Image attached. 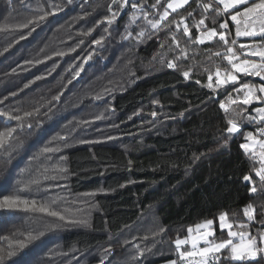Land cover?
<instances>
[{"label":"trees","instance_id":"obj_1","mask_svg":"<svg viewBox=\"0 0 264 264\" xmlns=\"http://www.w3.org/2000/svg\"><path fill=\"white\" fill-rule=\"evenodd\" d=\"M172 1L0 0V111L21 117L0 116V132L16 128L0 149V198L35 200L37 209L65 216L0 209V249L25 243L2 264H180L175 241L208 220L214 239L226 238L218 220L224 213L240 232L264 233V184L256 173L264 161L241 147L248 131L264 126L255 109L264 103L244 105L243 84L264 81L223 58L228 46L248 57L240 44L253 40L235 35L216 0H190L176 11L167 7ZM41 8L51 14L21 26ZM225 21L227 30L219 27ZM213 28L216 37L192 42ZM217 69L237 81L216 84ZM229 120L238 131H227ZM218 255L215 264H264V255Z\"/></svg>","mask_w":264,"mask_h":264},{"label":"snow or ice","instance_id":"obj_2","mask_svg":"<svg viewBox=\"0 0 264 264\" xmlns=\"http://www.w3.org/2000/svg\"><path fill=\"white\" fill-rule=\"evenodd\" d=\"M13 0H8L9 5H11ZM113 3H117V0H112ZM129 0H123V4H128ZM188 0H183V3H187ZM66 3L70 4L72 3V0H66ZM220 5L223 6L222 9H220ZM180 5H174L172 3H169L167 5L168 8H172L173 11H175L176 7H179ZM240 6H243L242 8ZM54 10H60L61 6L60 5H53L52 6ZM132 7H136V5L133 3ZM203 11H207L208 9L213 7V4L211 2L205 3L201 5ZM216 9H217V15H220L221 13H228L230 15V19L232 22L235 24V35L237 37L244 36V37H260L261 44H264V0H216ZM235 9L236 11L234 13L229 12V10ZM109 11H111V8H109ZM41 14L36 16L33 19L28 20L26 23L21 25L22 27H27L29 23H37L40 20L45 19V17L51 13L44 11L42 8L40 9ZM118 12H112L111 18H108V22L111 23L112 20L117 16ZM168 13L165 11L164 17L166 18ZM191 15V13H189ZM242 18L244 21V29L241 30L240 24H241V19ZM213 24L216 23V20L213 19ZM205 24L204 18L200 19L198 21L197 27L203 26ZM153 27H157V25H153ZM219 27L221 29L227 30L229 27V24L227 21L222 22L219 24ZM184 32L186 34L189 33L188 26H184ZM143 35V33H141ZM218 35L217 31L215 28L213 29H208L204 32H201L199 35V39L193 40V43L199 42L203 44L205 40H211L213 37H216ZM175 39V37H173ZM219 40L223 41L224 44L227 46L228 45V40L226 39V36L224 33H219ZM96 43H100L99 40L96 41ZM236 44V40L232 41V45ZM240 48L242 49H250L246 55L247 56H259L260 61L259 63L252 62L248 59L243 60L239 64L233 63V59H239L238 56H235V53L233 52V47L228 46L227 47V52L231 55H224L223 58L227 59L228 64L231 65L232 69L235 72L242 73L243 75L246 76H255L259 77L261 81H264V49H258V48H252L251 45L248 44H240ZM217 56H221V52H216L215 53ZM168 67H175L174 64L170 63L168 64ZM184 77L187 78L189 76V73L185 71L183 73ZM216 75L219 77L220 72L219 69H217ZM208 80L211 82L212 76L209 75ZM225 80H230L232 82L237 81V76L229 74L225 77ZM225 80H219L218 83L223 84ZM199 83V81H196ZM208 87H212L211 83L207 85ZM243 89H247V92L243 95L242 98V103L244 105H248L252 102L253 99H264V97H257L256 96V91L260 93H264V83L261 84H251V83H244L243 84ZM236 91H240V89H236ZM230 100L232 99L231 96L228 97ZM233 103H236L235 100L232 101ZM158 103V101H157ZM220 108L224 109L225 105L221 103ZM256 111L261 114L260 119L264 120V108H256ZM26 115H31V113H26ZM151 115L155 117L157 115L156 112H152ZM0 116L7 117L9 120H21L20 116H13L8 112H3L0 111ZM247 119H251V117H247ZM229 124H231V127L227 128V131L229 133L238 131L239 129L237 128L236 123H234L232 120L228 121ZM21 128L23 125H19ZM31 127V125H28ZM16 132V128L8 127L4 131L0 132V149H5V145L7 142L11 141L14 137L13 134ZM261 135H264V126L261 127L260 129ZM248 137H252V133L249 132ZM261 149H264V141H259ZM242 148L245 150L248 149L249 145L248 144H243L241 145ZM45 152L51 151L49 148L44 149ZM262 158H264V153H262ZM257 176H259L260 181L262 184H264V166L261 167V169L257 172ZM245 179H249V177H245ZM251 191L255 193L257 189L253 186L251 188ZM23 206V210L28 211V210H38L41 212L47 213V215L51 217H56L60 221L65 220V216L61 215L58 211L55 210H49L45 206H41L39 209L36 208V201L33 200L29 202L28 200H22L19 196H4L0 198V209H15L18 207ZM245 215L248 216L249 220L252 219V206L248 205L244 209ZM227 214H221L219 216V221H220V228L221 229H229L227 232L228 237H236L239 235L240 241L239 243H233L232 239H223L219 243H214L210 244L209 246L203 247V248H197V243L195 240H193L192 245H191V250L187 251H180V247L183 244H186L188 241L187 240H182V239H177L175 241L176 244V251L178 253V258L182 261L185 262V264H215L216 260H219V256L215 255L221 252L222 249H230L231 253V259L234 261H244L246 259H251L254 258L257 254V252H264V247H257V240L255 237H252L251 239H248V233L241 232L237 233L235 231H231L233 225L232 223H229L226 219ZM68 223H79V221H72L69 220ZM213 224L212 220L206 221L202 225H197V229L200 228H209ZM62 225H56V227H60ZM240 227H246L245 225L241 224ZM160 232L164 231L163 228L159 229ZM189 233L193 231V229L190 227L187 230ZM43 232L37 233L36 236H33L31 233H29L28 240H35L38 238V236H42ZM206 236H211L213 235L212 232H207L205 233ZM261 242L264 243V234H261L260 236ZM207 244L208 242L205 241ZM25 247V243L21 242L19 244V249H22ZM16 250H9L7 252H4L2 249H0V264L8 258H11L16 255ZM106 252H109L110 249H105ZM211 254V255H210ZM199 256L200 259L198 262H195L189 258ZM171 264H176V261L173 260L171 261Z\"/></svg>","mask_w":264,"mask_h":264},{"label":"rangeland","instance_id":"obj_3","mask_svg":"<svg viewBox=\"0 0 264 264\" xmlns=\"http://www.w3.org/2000/svg\"><path fill=\"white\" fill-rule=\"evenodd\" d=\"M172 4H174V5H180L179 7H176L175 8V11H176V9H178V8H180L181 6H183V5H185L186 3H183V0H173L172 2H171ZM241 8L243 7V6H240ZM169 10H171V11H173V9L172 8H169ZM231 10H233V9H231ZM230 11V10H229ZM236 11V10H235ZM234 11V12H235ZM233 12V13H234ZM238 19H241V24H240V27H241V30H243L244 29V27H245V25H244V21H243V19L242 18H238ZM243 38H246V37H244L243 36ZM252 38H258V36L257 37H252ZM244 44H248V45H251L252 46V48H258V49H264V44H261V42L260 41H257L256 39L255 40H253L251 43H244ZM242 50V52L246 55V53L250 50V49H241ZM233 52L236 54V51L233 49ZM231 55V54H230ZM244 57H246V56H244ZM249 58H250V61H252V62H256V63H259V61H260V57L259 56H257V57H252V56H248ZM254 58H256V60L254 59ZM241 60H243V59H241ZM242 62V61H241ZM239 64V63H238ZM228 74L227 73H224V74H221V72H220V76L218 77V76H216V79H214L215 80V82H216V84H218V85H223L227 80H225V77L227 76ZM219 80H225V82L223 83V84H220V83H218V81ZM230 81V80H229ZM258 84H260V83H257V85ZM257 91H258V89H257ZM261 97H264V93H261ZM261 101H262V103H264V99H261ZM258 108V107H257ZM259 108H264V107H259ZM256 109V108H255ZM258 115L260 116V113H258ZM258 116V117H259ZM259 120H261V119H259ZM249 133V132H248ZM247 133V134H248ZM248 136V135H247ZM259 141H264V136H262V135H259L258 134V132L256 131V136H253L251 139H250V141H249V147L248 148H251V147H255V154L258 156V158L260 159V160H262V161H264V158H262V153H264V149H261V147H260V143H258ZM226 219H227V221L229 222V223H232L230 220H229V218H228V216L226 217ZM218 220H219V218H218ZM206 221H202V222H200V223H198V224H195L194 226H192L191 228L193 229V231L191 232V233H189V236H187V237H185V238H181L182 240H187L188 242L186 243V244H183V245H181V247H180V251H187V250H191V245H192V242H193V240H195L196 241V243H197V248H203V247H206V246H209L210 244H214V243H219L221 240H223V239H232L233 240V243H239V241H237V240H239L240 238H239V235H237L236 237H226V238H223V239H217V240H215L214 239V236H215V233H216V231H215V229L211 226V227H209V228H200V229H197V225H202V224H204ZM219 224H220V221H219ZM213 225V224H212ZM232 225L234 226V223H232ZM226 230V232H228L229 231V229H225ZM231 231H235V232H237L238 234L239 233H241L240 232V230H238L237 228H235V227H232V229H231ZM207 232H212L213 233V235H211V236H206L205 235V233H207ZM255 238H256V240H257V247L258 248H260V247H264L263 246V243L261 242V240H260V237H258L257 235L256 236H254ZM237 239V240H236ZM248 239H251V238H248ZM205 241H207V242H209L210 241V243H205ZM223 250V249H222ZM211 255V254H210ZM215 255H217V254H215ZM260 255H264V252H257V254H256V256L254 257V258H256V257H258V256H260ZM219 256V255H218ZM189 259H191V260H193V261H195V262H198L199 261V259H200V257L199 256H195V257H191V258H189ZM177 260L178 259H176L175 261H176V264H177ZM171 261H173V260H169V261H166V262H164L163 264H171ZM210 263H211V261H210ZM180 264H185V262L184 261H182V260H180Z\"/></svg>","mask_w":264,"mask_h":264},{"label":"crops","instance_id":"obj_4","mask_svg":"<svg viewBox=\"0 0 264 264\" xmlns=\"http://www.w3.org/2000/svg\"><path fill=\"white\" fill-rule=\"evenodd\" d=\"M190 0H188V2H189ZM187 2V3H188ZM186 3V4H187ZM184 6V5H183ZM183 6H181V7H183ZM180 7V8H181ZM180 8H178V9H180ZM178 9H176V10H178ZM234 10V9H233ZM240 38L241 39H252V40H255V39H259L258 41H260V37H258V38H252V37H246V38H243V36H240ZM261 42V41H260ZM235 56H238L239 58H240V60H238L237 62H236V64H238V63H240L241 61H243V60H245V59H248V60H250V58L249 57H244V55H239L238 53H236L235 54ZM252 57H257V56H252ZM241 59H243V60H241ZM233 60H236L235 58L233 59ZM239 73V72H238ZM260 116H261V114H260ZM260 116H259V119H260ZM248 132H251L252 133V137L253 136H256V131L254 132V131H248ZM247 132V133H248ZM247 133H246V142L244 143V144H248L249 143V141H250V139L252 138H249L248 136H247ZM249 145V144H248ZM248 151H250V152H253V153H256L255 152V147H251V148H248L247 149ZM213 226V225H212ZM249 235H248V237L247 238H252V237H254V236H252V234L251 233H248ZM264 234V233H263ZM237 240V239H236ZM261 240V239H260ZM237 241H240V239L239 240H237ZM208 243H210V241L208 242ZM263 246H264V243H263ZM222 251V250H221ZM219 254V253H218ZM217 254V255H218Z\"/></svg>","mask_w":264,"mask_h":264},{"label":"built area","instance_id":"obj_5","mask_svg":"<svg viewBox=\"0 0 264 264\" xmlns=\"http://www.w3.org/2000/svg\"><path fill=\"white\" fill-rule=\"evenodd\" d=\"M138 0H129V2H137ZM127 5V4H126ZM123 9H125V7L123 8ZM260 129H261V127H259L256 131L258 132V134L259 135H261V132H260ZM262 136H264V135H262Z\"/></svg>","mask_w":264,"mask_h":264},{"label":"water","instance_id":"obj_6","mask_svg":"<svg viewBox=\"0 0 264 264\" xmlns=\"http://www.w3.org/2000/svg\"><path fill=\"white\" fill-rule=\"evenodd\" d=\"M258 171H256V173H257Z\"/></svg>","mask_w":264,"mask_h":264}]
</instances>
